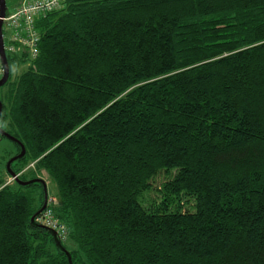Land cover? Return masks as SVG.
<instances>
[{"label": "trees", "instance_id": "16d2710c", "mask_svg": "<svg viewBox=\"0 0 264 264\" xmlns=\"http://www.w3.org/2000/svg\"><path fill=\"white\" fill-rule=\"evenodd\" d=\"M36 28L0 129L72 264H264V0H67ZM13 146L0 264H69Z\"/></svg>", "mask_w": 264, "mask_h": 264}, {"label": "built area", "instance_id": "2783aa9c", "mask_svg": "<svg viewBox=\"0 0 264 264\" xmlns=\"http://www.w3.org/2000/svg\"><path fill=\"white\" fill-rule=\"evenodd\" d=\"M67 0H19L11 12L5 11L2 18V38L5 56L25 53L27 59L34 61L38 57L40 36L37 32V21L41 17L58 11ZM4 75V68L0 59V79ZM56 203L55 198H48L47 206L37 223L56 232L60 239L66 236V229L53 216L51 206Z\"/></svg>", "mask_w": 264, "mask_h": 264}, {"label": "water", "instance_id": "95a60500", "mask_svg": "<svg viewBox=\"0 0 264 264\" xmlns=\"http://www.w3.org/2000/svg\"><path fill=\"white\" fill-rule=\"evenodd\" d=\"M5 11H6V2H5V0H0V59H1V63H2L3 68H4V75L0 79V88L3 87L9 79V67H8L7 59H6L4 50H3V38H2V20L1 19L4 18ZM1 111H2V103L0 102V114H1ZM0 136H2L3 138H5L6 140H8L11 143L18 145L19 148L21 149L20 154L11 158L6 164V170H7L8 175L10 176V178H13V180H15L16 183L21 185V186L35 184V183L42 185L43 192H44L43 205L40 208V210L31 218V222L34 223L36 218L45 210V208L47 206L48 197H47L46 183L42 179H35V180H31L29 182H22L18 179V176L13 171H11L10 165L13 162L21 159L24 156L25 149H24L23 145H21L15 138L11 137L9 134H7L6 132H4L1 129H0ZM43 228L45 230H47L49 232V234L53 237L56 247L58 249H60L62 252H66L63 249V247L61 246V243L57 237L56 232H54L53 230H50L48 228H45V227H43ZM66 256H67L69 264H72L71 259H70V255L67 252H66Z\"/></svg>", "mask_w": 264, "mask_h": 264}, {"label": "rangeland", "instance_id": "374dc122", "mask_svg": "<svg viewBox=\"0 0 264 264\" xmlns=\"http://www.w3.org/2000/svg\"><path fill=\"white\" fill-rule=\"evenodd\" d=\"M18 1L19 0H5L6 6H7V11L11 12L14 9V7L17 5ZM24 68L25 67H22V66L11 65L10 69H9L10 70V78H9L10 80L9 81L13 82L16 79V77L19 74H21V72L24 70ZM7 88H8L7 85H4L3 87L0 88V99L3 97V95H6ZM4 102H6V101H4ZM14 151H15V148L13 146V143L9 142L6 139L0 140V156L5 157L6 155H8L9 152H14ZM38 178L43 179L45 181V183L47 184L48 194L54 195L55 194V186L51 181H48V179L45 177V174L43 173L42 175H38ZM8 181L9 180H7V182ZM10 181H12V179ZM58 239H59V237H58Z\"/></svg>", "mask_w": 264, "mask_h": 264}, {"label": "bare ground", "instance_id": "6f19581e", "mask_svg": "<svg viewBox=\"0 0 264 264\" xmlns=\"http://www.w3.org/2000/svg\"><path fill=\"white\" fill-rule=\"evenodd\" d=\"M13 180V178H11Z\"/></svg>", "mask_w": 264, "mask_h": 264}]
</instances>
